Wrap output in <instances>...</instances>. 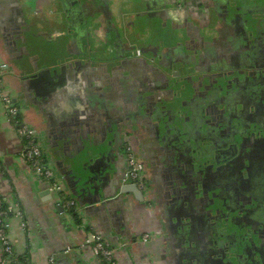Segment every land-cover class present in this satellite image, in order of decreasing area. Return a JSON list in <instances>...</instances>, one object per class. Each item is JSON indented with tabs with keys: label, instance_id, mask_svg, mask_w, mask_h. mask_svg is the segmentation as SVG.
Masks as SVG:
<instances>
[{
	"label": "flooded vegetation",
	"instance_id": "flooded-vegetation-1",
	"mask_svg": "<svg viewBox=\"0 0 264 264\" xmlns=\"http://www.w3.org/2000/svg\"><path fill=\"white\" fill-rule=\"evenodd\" d=\"M119 1L55 0L52 9L68 40L63 62L101 68L100 79L137 99L116 115L127 127L111 147L124 175L129 149L142 165L145 188L127 186L147 204L149 161L157 165L173 264H264V0H141L176 19L135 34ZM165 23L176 38L160 36ZM155 73L164 84L146 86Z\"/></svg>",
	"mask_w": 264,
	"mask_h": 264
},
{
	"label": "crops",
	"instance_id": "crops-1",
	"mask_svg": "<svg viewBox=\"0 0 264 264\" xmlns=\"http://www.w3.org/2000/svg\"><path fill=\"white\" fill-rule=\"evenodd\" d=\"M54 2L0 0V88L17 99L18 121L36 133L63 192L56 198L50 182L23 160L18 128L0 101V190L5 207L15 208L9 219L15 264H104L87 244L95 234L116 251V264H173L167 198L162 201L155 183L157 165L149 161V201L142 203L123 192L124 166L111 153V139L127 127L116 124V115L121 118L137 99L117 89L115 79H100L101 68L63 62L59 52L68 40L64 25L53 16ZM117 5L127 18H135L128 27L134 34L176 19L171 10L146 12L141 0ZM152 14H162L161 19L149 18ZM115 68L109 63L102 70L112 75ZM155 74L158 79L146 86L164 84ZM141 91L139 98L147 96ZM116 104L113 110L120 113L110 112ZM65 200L75 201L81 215L73 217ZM146 235L151 240L144 242Z\"/></svg>",
	"mask_w": 264,
	"mask_h": 264
},
{
	"label": "built area",
	"instance_id": "built-area-1",
	"mask_svg": "<svg viewBox=\"0 0 264 264\" xmlns=\"http://www.w3.org/2000/svg\"><path fill=\"white\" fill-rule=\"evenodd\" d=\"M2 72L3 67L0 66V84L2 83ZM0 101L8 120H13L15 126L18 128V134L23 142L21 157L30 168L34 170L39 178L50 182L53 192H61V195L63 193L62 187L57 180L55 171L50 168L47 163L36 133L28 126L20 124L18 121L20 115L19 108L2 88H0ZM126 161L127 170L123 178L124 182L136 184L139 189H144L145 184L141 180L140 175L142 172V165L136 160L130 149L128 150ZM64 206L65 208L72 209L75 208L76 204L73 200H65ZM17 207L19 206L17 205ZM14 209L12 206L5 207V197L0 191V247L3 253V259L0 264H15L13 242L9 236V219ZM18 216H22L20 211L18 212ZM149 239V235L143 237L144 242ZM87 244L92 245L94 253L104 264H116V251L112 249L100 235H93L92 238L88 239ZM51 263L55 264L54 260H51Z\"/></svg>",
	"mask_w": 264,
	"mask_h": 264
},
{
	"label": "water",
	"instance_id": "water-1",
	"mask_svg": "<svg viewBox=\"0 0 264 264\" xmlns=\"http://www.w3.org/2000/svg\"><path fill=\"white\" fill-rule=\"evenodd\" d=\"M159 16H160V18H161V16H162V14H156V15H154V14H152V15H148V17L149 18H159ZM100 101V100H99ZM14 102L15 103H17V99H15L14 100ZM100 106H101V104H100ZM121 132V131H120ZM120 132H118V134L120 133ZM117 133L115 134V136L111 139V147L113 148V147H115L116 149H117V147H119L120 146V144L121 143H119V141H118V137H117V135H118ZM64 151V149L62 148L61 149V152H63ZM123 192H127V193H130V194H133V196H135V198L137 199V200H139V201H141V202H143V193L141 192V191H139L138 189H137V187L136 186H127V187H125V189L123 190ZM60 193L61 192H57V193H54L53 192V194H54V196L56 197V198H59L60 197ZM87 210H89V209H85V210H83L84 211V213L85 212H87ZM70 212H71V214L73 215V217H77V216H79V215H81V213H79L78 212V210H77V208L75 207V208H72V209H70ZM81 217H83V216H81ZM20 264H24V263H20Z\"/></svg>",
	"mask_w": 264,
	"mask_h": 264
},
{
	"label": "rangeland",
	"instance_id": "rangeland-1",
	"mask_svg": "<svg viewBox=\"0 0 264 264\" xmlns=\"http://www.w3.org/2000/svg\"><path fill=\"white\" fill-rule=\"evenodd\" d=\"M124 1H126V0H124ZM166 24V23H165ZM168 27H165V29H159V33H160V36H162V35H164V36H166L167 38H169V37H171V38H176L175 37V29L174 28H170V26L171 25H168V24H166ZM170 38V39H171ZM1 191V190H0Z\"/></svg>",
	"mask_w": 264,
	"mask_h": 264
},
{
	"label": "trees",
	"instance_id": "trees-1",
	"mask_svg": "<svg viewBox=\"0 0 264 264\" xmlns=\"http://www.w3.org/2000/svg\"><path fill=\"white\" fill-rule=\"evenodd\" d=\"M27 264V263H26Z\"/></svg>",
	"mask_w": 264,
	"mask_h": 264
}]
</instances>
